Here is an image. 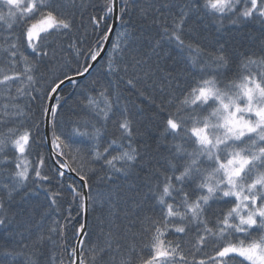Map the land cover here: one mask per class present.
<instances>
[{
    "label": "snow or ice",
    "instance_id": "6c2138e0",
    "mask_svg": "<svg viewBox=\"0 0 264 264\" xmlns=\"http://www.w3.org/2000/svg\"><path fill=\"white\" fill-rule=\"evenodd\" d=\"M0 264H264V0H0Z\"/></svg>",
    "mask_w": 264,
    "mask_h": 264
},
{
    "label": "trees",
    "instance_id": "16d2710c",
    "mask_svg": "<svg viewBox=\"0 0 264 264\" xmlns=\"http://www.w3.org/2000/svg\"><path fill=\"white\" fill-rule=\"evenodd\" d=\"M99 215H102V213L99 210L94 213L88 214L87 223L92 226L96 225L97 221L95 218L96 216H99ZM80 219H81V222H83V216Z\"/></svg>",
    "mask_w": 264,
    "mask_h": 264
},
{
    "label": "bare ground",
    "instance_id": "6f19581e",
    "mask_svg": "<svg viewBox=\"0 0 264 264\" xmlns=\"http://www.w3.org/2000/svg\"><path fill=\"white\" fill-rule=\"evenodd\" d=\"M84 217H85V215L83 216V222H84ZM87 217H88V214H86V220H87Z\"/></svg>",
    "mask_w": 264,
    "mask_h": 264
},
{
    "label": "water",
    "instance_id": "95a60500",
    "mask_svg": "<svg viewBox=\"0 0 264 264\" xmlns=\"http://www.w3.org/2000/svg\"><path fill=\"white\" fill-rule=\"evenodd\" d=\"M84 222H86V214H85V217H84Z\"/></svg>",
    "mask_w": 264,
    "mask_h": 264
}]
</instances>
